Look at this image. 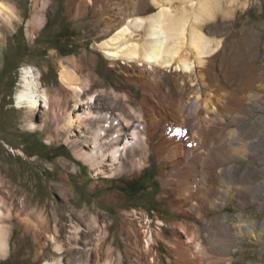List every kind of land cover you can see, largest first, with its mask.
Here are the masks:
<instances>
[{
  "label": "rangeland",
  "instance_id": "obj_1",
  "mask_svg": "<svg viewBox=\"0 0 264 264\" xmlns=\"http://www.w3.org/2000/svg\"><path fill=\"white\" fill-rule=\"evenodd\" d=\"M239 1L242 4L246 3V6L230 11L229 16H225L219 22L221 31L226 32L225 54L234 55L232 45L240 46L242 52H246L247 46L252 45L254 52L250 60L254 61L258 68L264 67V0ZM8 2L9 5H15L18 15L23 18L19 26L5 27L8 43L6 41L0 43V176L2 182H5L0 185L3 189L0 188V199L7 203L13 213L19 212L24 203L44 210L46 217L50 216L52 219L48 230L64 243L65 253L59 255L54 249V242L43 235L35 237L33 230L25 232L24 225L19 224L12 215L2 222L9 248L4 259L1 257L0 264H46L56 258H60L61 263L70 264V259L74 257L75 264L87 262L96 264L97 241L99 254L108 258L111 264H138V259L143 264H153L151 258L163 264L168 262L175 264L178 257L174 253L176 244L179 241L185 244V235L179 232L178 226L198 225L191 216L175 212L168 199L161 197L163 193L173 195L178 192L185 193L187 203L201 208L202 225L223 226V240L226 243L230 242L228 244L236 250L232 254L235 259L233 264H264V243L259 241L262 234L256 231L260 238L259 235L252 238L245 233L248 225L255 221L259 223L264 221V202L261 205L256 202L241 206L239 183L243 174L247 172H250L254 180H262L264 177L262 172L264 170L261 171L259 165V161L264 159V92L261 95V104L258 105L254 102L251 105L248 100L244 103L246 102L244 100L243 104L227 103L224 106L221 103L219 110L216 107L219 105L217 102L216 106L212 104L214 107L209 109L206 119L209 126L207 135L201 139L202 141H199L198 135H194L196 130L194 126L197 123L195 117L187 121L176 114L171 116L172 121L176 123L173 125L174 133L181 136V139L178 137L176 141L180 149L189 148L190 153L193 150L196 154L198 145L204 144L208 160L203 169L196 161L194 172L187 173L188 163L195 154H190L191 159L188 155L187 164L185 156L179 154L175 161L162 166L158 164L157 157L151 154L148 165L140 170H131V164L127 160L124 169L119 170L120 173L112 175L111 178H103L95 169L84 166L85 162L82 159L75 157L73 145L66 141L65 136L54 124L50 123V126L44 127L42 124L44 119L49 122L51 115H46L42 108L37 109L33 118V121L37 125L42 124V127L35 131L30 130L26 124L28 113L16 108L14 97L21 85V69L29 65L42 70L44 88L56 98L55 102L70 110L71 93L65 97L64 92H60L62 91L59 81L60 68L57 60L65 61L73 55L78 57L84 48L87 61L91 55L96 56L93 72L96 81L91 91L98 93L102 90H114L121 95L128 89L124 76L119 73L123 64L119 61L121 65L111 68L103 53L92 50V38L95 37L97 26L93 24L95 19L91 9L86 11L83 19L71 21L65 0H8ZM105 2L110 4L108 0ZM69 3L72 7L74 2L69 0ZM35 12L39 13L40 21L36 38L33 40L35 42L30 43L26 34L27 21L32 19ZM212 12L218 18L223 15L216 9ZM80 75L83 73L80 72ZM168 84L173 87L170 80ZM262 86L264 87V83L259 85L260 88ZM130 91L134 92L133 88H130ZM172 93L174 97L177 96L174 90ZM139 96L140 92L137 94V97ZM214 108L220 112L218 116L212 112L211 109ZM241 112L243 114H240ZM57 113L61 117L62 112L59 109ZM235 116L237 118L232 120ZM217 117L219 118L216 119ZM60 122L61 118L59 124ZM219 132H224L222 137ZM238 137L240 141L237 142ZM251 138L252 140H248ZM3 142L12 146L14 152L11 153L4 148ZM219 147L221 151L217 150ZM235 150H238L239 155L235 154L237 153ZM183 172L188 176L183 177ZM166 179L169 180L168 183ZM109 195H118L122 200L112 204L107 200ZM2 209L5 212L6 208ZM146 221L151 224L153 230L158 227L157 222L163 224L153 236L152 249L149 253L143 250L141 238L142 230L147 227ZM73 227H78L79 233L74 234ZM128 246H134L136 249L129 251Z\"/></svg>",
  "mask_w": 264,
  "mask_h": 264
},
{
  "label": "bare ground",
  "instance_id": "obj_2",
  "mask_svg": "<svg viewBox=\"0 0 264 264\" xmlns=\"http://www.w3.org/2000/svg\"><path fill=\"white\" fill-rule=\"evenodd\" d=\"M72 1L74 3L71 7L69 0H65L71 21L83 19L86 11L92 10L95 19L93 24L97 26L95 37L92 38V50L103 53L111 68L121 65L119 62L121 61L123 66L120 67L119 73L124 76L129 90L127 89L121 95L115 93L114 90L92 92L91 87L96 81L93 73L96 56L91 55L87 61V53L84 48L78 57L73 55L65 61L57 60L60 68L59 81L62 90L60 92H64L65 97L71 93L70 110L66 109L64 105L61 107V103L55 102L56 98L52 97L44 88L42 70L29 65H25L21 69V85L15 94L14 101L17 109L25 110L28 113L26 124L30 130L40 129L42 124L45 128L54 124L57 130H60L65 136L66 141L73 145L75 157L82 159L85 162L84 166L95 169L98 175H103V178H111L112 175L120 173L119 170L124 169L127 160L131 164V170H140L148 165V158L151 154L157 157L158 164L161 166L175 161L179 154L185 156L187 164L188 155L190 157V154L195 153L193 150L190 153L189 148L180 149L176 144L178 137L181 139V136L174 133L173 125L176 123L172 121L173 114L187 121H191L195 117L197 123L194 126L196 130L193 132L195 136L200 137L199 141H202L201 139L207 135L209 126H207L206 119L209 109L214 107L212 104L215 106L219 104L216 106L217 109L220 105L227 103L231 105L234 103L243 104L244 100L246 101L244 103H247L248 100L251 105L253 102L255 105L261 104L264 87L260 88L259 85L264 83V67L258 68L254 61L250 60L254 52L252 45L247 46L246 52H242L240 46L232 45L234 55H226L224 44L226 32L221 31L219 23L225 16H229L230 11L244 8L246 3L242 4L239 0H108L109 4V2H105L107 0H103L104 5H102V0ZM9 2L0 0V43L7 40L8 34L5 27L19 26L23 18L18 15L15 5H9ZM214 9L223 14L221 18L212 14ZM34 14L32 19H28L26 28L30 43L35 42L33 40L36 38L40 21L39 13L35 12ZM6 43L8 42L6 41ZM80 72L83 75H80ZM168 80L172 82V88L169 86ZM130 88H133L134 92H131ZM173 90L177 94L176 97L173 96ZM139 92L140 96L137 97ZM107 96L109 97L107 98ZM231 105L230 107L233 109ZM38 108H42L46 115H51L49 122L44 119V123L37 125L33 121ZM58 109L62 112L61 117L57 113ZM64 109L66 110L64 111ZM211 110L216 113V116L220 113L215 108ZM251 114L254 113L251 112ZM222 115L224 116V114ZM235 115L237 116V114ZM236 116L232 120L236 119ZM223 124L225 125L224 122ZM236 124L238 123L236 122ZM219 127L221 126L219 125ZM233 132L236 133L235 130ZM223 133L219 134L220 137ZM244 134L242 135L244 136ZM248 140H252V138ZM226 142L228 143V140ZM198 146V152L188 163L187 173L189 172V174L191 171L194 172L196 161L202 165L203 169L208 160L204 144ZM3 147L11 153L14 152V148L6 142H3ZM230 148L232 149V147ZM218 149L220 150V147ZM235 151H237L235 154H238V150ZM218 165L220 166V164ZM259 165L262 168L261 171L264 170V159L259 161ZM182 175L183 177L184 175L188 176L185 172ZM168 182L169 180L166 179V183ZM2 183L5 182H2L0 176V185ZM239 183L241 206L256 202L260 205L263 204L264 177L262 180H254L251 178L250 172H247L243 174ZM0 188L3 190L2 186ZM161 197L168 199L175 212L191 216L198 224L195 227L181 224L178 226L179 232L185 235V244L180 241L176 244L174 253L178 257L175 264H233L235 259L232 254L236 250L228 244L230 242L226 243L223 240V226L202 225L201 212L203 211L190 202L187 203L184 192L173 195L163 193ZM107 200L116 204L122 200V197L109 195ZM2 207L6 208L5 212ZM45 213L44 210H38L37 206H28V203H24L19 212L13 213L7 203L0 199V259L1 257L4 259L9 248L8 240L6 241V230L2 222L4 219L11 218L12 215L15 216L19 224L24 225L25 232L29 233L33 230L35 237L43 235L46 239L54 242V249L59 255L65 253L64 243L49 232L48 227L52 219L50 216L46 217ZM147 221L146 229L141 232L145 253L150 252L153 236L159 231L161 225L163 226L162 223L157 222L158 227L153 230ZM216 222L218 221L216 220ZM78 227H73V233H79ZM256 231L262 234L261 239L263 240L259 241L264 243V221L261 223L255 221L252 225H248L245 233L253 238L257 234ZM72 237L74 238V236ZM98 246L97 241L95 246L96 264H111L108 258L99 254ZM134 249H136L134 246H128L129 251ZM36 253L38 254V252ZM37 254L34 255L37 256ZM35 258L37 259V257ZM70 260L73 261H70V264H75V257ZM154 261V258H151L153 264L157 262ZM137 263L143 264L139 259ZM46 264L64 263L60 262V258H56ZM156 264L163 263L158 261ZM168 264L172 263L168 262Z\"/></svg>",
  "mask_w": 264,
  "mask_h": 264
}]
</instances>
